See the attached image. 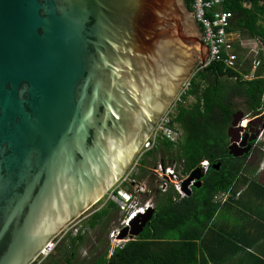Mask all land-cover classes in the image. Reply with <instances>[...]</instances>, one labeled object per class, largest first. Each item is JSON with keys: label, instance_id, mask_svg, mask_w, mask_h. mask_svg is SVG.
Listing matches in <instances>:
<instances>
[{"label": "water", "instance_id": "obj_1", "mask_svg": "<svg viewBox=\"0 0 264 264\" xmlns=\"http://www.w3.org/2000/svg\"><path fill=\"white\" fill-rule=\"evenodd\" d=\"M207 58L185 0H0V264H33L106 196ZM247 117L228 129L236 158L264 130ZM206 172L183 182L187 197Z\"/></svg>", "mask_w": 264, "mask_h": 264}, {"label": "trees", "instance_id": "obj_2", "mask_svg": "<svg viewBox=\"0 0 264 264\" xmlns=\"http://www.w3.org/2000/svg\"><path fill=\"white\" fill-rule=\"evenodd\" d=\"M185 2L190 12H193L194 0ZM222 10L231 14L230 35L239 34L241 38L264 44V0H224ZM237 50L240 51V47ZM260 62L254 79H245V76L251 74L252 68L244 69L242 64L245 61L242 58H239L237 69H227L221 63H214L202 70L196 69L189 89L182 95L184 100L176 104L172 122L182 131V142L174 144L159 138L158 145L140 159L139 169L142 173L147 172L146 157H152L161 146L163 150L174 153L169 157L170 162L181 163L186 175L200 167L202 162L208 161L210 168L202 179V186L193 188L190 197L181 198L172 186L164 192L159 188L154 189L152 180L150 190L154 189L156 212L142 234L112 249L108 246L86 264L214 262L208 247L212 243L211 239L222 236L217 224L220 212L238 196L240 187L247 192L264 193V187L250 178L253 170L249 164L250 154L237 158L231 155L228 137V129L236 112L243 109L246 115L256 116L264 110L262 53ZM189 98L193 102L188 103ZM261 161L255 166L256 169L260 167ZM218 163L220 169L216 170L214 166ZM162 164L165 168L168 166L165 159ZM142 173L134 176L140 178ZM223 192H229L230 199L224 204L216 202L215 197ZM119 209L115 201L106 202L87 218V226L96 228L111 212ZM84 240L82 232L66 234L62 245L67 264H73ZM49 264H59V261L54 259Z\"/></svg>", "mask_w": 264, "mask_h": 264}, {"label": "built area", "instance_id": "obj_3", "mask_svg": "<svg viewBox=\"0 0 264 264\" xmlns=\"http://www.w3.org/2000/svg\"><path fill=\"white\" fill-rule=\"evenodd\" d=\"M223 3L224 0H194L193 2L195 20L202 30L203 43L208 48L207 61L205 64H200L198 67L199 69H204L214 63H221L227 69H237L238 67L239 56L236 52L235 45H233V41L231 40V35L228 33L231 14L222 10ZM260 65V59L254 61L252 72L250 75L245 76V79H254L255 73ZM191 80L192 79L184 85L173 106L157 124L156 128L143 146L139 158L131 166V169L118 180L116 185L106 195V202L110 200L115 201L121 210V217L117 225L118 227L113 231L118 238L121 230L126 226H130L132 219L136 218L139 214H144L150 207H154L150 201L139 205L141 194L144 190L141 184L136 182L133 170H136L139 159H141L148 150H153L158 145L159 138L162 140H169L174 144L182 142V131L177 125H173L172 122L176 114V104L182 101V95L189 89ZM263 115L264 110L260 111L259 114L253 118L261 117ZM256 143L259 145L264 144V130H261ZM201 166L204 171H207L209 162H202ZM153 175L161 180L159 189L163 192L166 191L168 187L172 186L179 193L181 198L187 197L182 191V184L190 174L186 175L183 173V165L181 163L168 165L166 168L161 164L160 167L154 169ZM130 184H132L131 188L127 187ZM230 197L231 195L229 192H223L215 197V201L224 204L230 199ZM50 244L45 250H43L42 254H46L47 249L51 247Z\"/></svg>", "mask_w": 264, "mask_h": 264}, {"label": "rangeland", "instance_id": "obj_4", "mask_svg": "<svg viewBox=\"0 0 264 264\" xmlns=\"http://www.w3.org/2000/svg\"><path fill=\"white\" fill-rule=\"evenodd\" d=\"M230 37L231 40L233 41V45H235L236 52L238 53L239 58H242V60L245 61V63L242 64V67L244 69L248 70L252 68V66L254 65V61L260 59V54L262 53L264 55L263 43L241 38L239 34H232ZM241 43H246V44L245 46H242ZM237 47H240L241 50L238 51ZM191 102H193V99L188 100V103ZM240 111H243L245 113L243 109H240ZM252 116L253 115L250 116L248 115L247 119L252 120ZM246 123L247 122H245L244 124ZM262 147H264L263 144ZM258 148L259 146H257L256 151H254L249 155L250 165H254V166L258 165L260 160L262 159L264 153L260 148L259 149ZM173 155H174L173 152H168L165 149L163 150V147L160 146L152 157H146L147 172L144 173H142V171L139 169L140 168V159H139V161L137 162V168L136 170H133V172L134 174L142 173V177L140 178L136 177L135 179L137 183L141 184L144 190L143 193L146 194V195H141L139 205L144 204L147 201H150L151 204L155 205V200L153 196L154 189L160 187L161 180L157 176L153 175L154 169H156V167H160L164 159L166 163H168V165H173V163L170 162L169 160V157ZM138 158L139 156L136 157L134 162ZM133 163L131 164V166L133 165ZM176 163L179 164V162ZM131 166L129 167L128 171L131 169ZM250 176L253 177L254 174H250ZM261 176L262 179H264V173H261ZM152 180L154 182L153 183L154 189L151 188L153 190H150V184ZM131 185L132 184L128 185L127 187L131 188ZM105 204H106V196H104L101 200L95 203L87 212H85L77 220H75L72 224H70L68 228L65 229V231L59 234L50 244L51 247L47 249L46 254H41L33 264H49L54 259L58 260L59 264H67V256L64 253V248L62 245L63 239L65 238L67 233L76 234L82 232L85 235V240L79 246L77 255L73 260V264H86L88 261H90L91 259L95 258L97 255L102 253L108 246L112 249L116 245L124 243L125 240L128 241L129 240L128 238L122 240L118 238L116 234L113 233V231L117 229L118 227L117 225L121 217L120 209L118 211L111 212L110 216L105 218L104 222L101 225H98L96 228L92 229L89 226H87L86 223L87 218L92 213L103 207Z\"/></svg>", "mask_w": 264, "mask_h": 264}, {"label": "crops", "instance_id": "obj_5", "mask_svg": "<svg viewBox=\"0 0 264 264\" xmlns=\"http://www.w3.org/2000/svg\"><path fill=\"white\" fill-rule=\"evenodd\" d=\"M260 149L264 153L262 146ZM252 168L254 176L250 178L264 187V154L260 167ZM237 195L218 216L222 236L211 239L208 247L214 262L202 264H264V193L240 187Z\"/></svg>", "mask_w": 264, "mask_h": 264}, {"label": "flooded vegetation", "instance_id": "obj_6", "mask_svg": "<svg viewBox=\"0 0 264 264\" xmlns=\"http://www.w3.org/2000/svg\"><path fill=\"white\" fill-rule=\"evenodd\" d=\"M185 1H186V0H185ZM196 24H197V23H196ZM197 26H198V25H197ZM198 27H199V26H198ZM199 28H200V27H199ZM200 29H201V28H200ZM201 32H202V30H201ZM198 67H199V66H198ZM198 67H197V68H198ZM247 132H248V129H247L246 133H247ZM257 146H259V148H260L262 145H261V144H260V145L257 144L256 147L254 148V151L257 150ZM259 148H258V149H259ZM254 151H253V152H254Z\"/></svg>", "mask_w": 264, "mask_h": 264}, {"label": "bare ground", "instance_id": "obj_7", "mask_svg": "<svg viewBox=\"0 0 264 264\" xmlns=\"http://www.w3.org/2000/svg\"><path fill=\"white\" fill-rule=\"evenodd\" d=\"M212 66V65H211ZM202 70V69H201ZM204 71V70H203ZM195 77V76H194ZM186 97V96H185ZM190 98H192V97H190ZM189 98V99H190ZM183 99V98H182ZM195 99V98H194ZM184 100V99H183ZM186 102V101H185ZM183 103V102H182ZM262 110V109H261ZM176 121V120H175ZM246 121H244V123H245ZM179 125V124H178ZM245 125V124H244ZM247 156V155H246ZM210 166V165H209ZM210 168V167H209Z\"/></svg>", "mask_w": 264, "mask_h": 264}, {"label": "clouds", "instance_id": "obj_8", "mask_svg": "<svg viewBox=\"0 0 264 264\" xmlns=\"http://www.w3.org/2000/svg\"><path fill=\"white\" fill-rule=\"evenodd\" d=\"M199 66H200V65H199ZM195 74H196V73H195ZM195 74H194V75H195ZM193 77H194V76H193ZM193 77H192V78H193ZM200 167H202V166H200ZM202 168H203V167H202ZM125 242H127V241L125 240ZM125 242H124V243H125ZM50 243H52V242H50ZM121 244H122V243H121Z\"/></svg>", "mask_w": 264, "mask_h": 264}]
</instances>
